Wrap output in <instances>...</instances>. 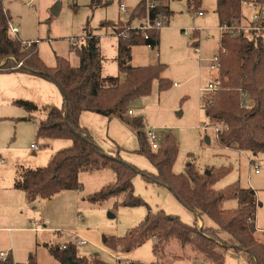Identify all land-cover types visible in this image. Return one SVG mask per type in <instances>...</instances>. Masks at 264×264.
I'll use <instances>...</instances> for the list:
<instances>
[{
	"label": "rangeland",
	"instance_id": "obj_1",
	"mask_svg": "<svg viewBox=\"0 0 264 264\" xmlns=\"http://www.w3.org/2000/svg\"><path fill=\"white\" fill-rule=\"evenodd\" d=\"M140 1L3 0V3L5 8L10 9L11 12L7 10L20 28V37L23 40L39 41L40 57L51 67L56 64L57 55L65 56L74 66L80 64L73 43L75 40H79L80 45L84 42L83 38L88 36L85 27L88 32L95 33L99 30L101 21L120 20V27L127 34L131 25L142 24L144 18L126 20V14L121 10V5L124 4L129 8L131 16L133 7ZM160 3L170 7L174 15L164 19L165 26L161 28V40L158 46L154 49L147 45L133 48L132 64L164 63L166 65L164 76L171 80L172 86L160 92L158 82L155 81L151 95L137 99L132 103L131 108L135 116L145 115L146 124L162 133L160 143L166 133L170 132L176 136L179 152L173 167L175 173L184 172L188 163H194L201 173H205L209 168H231L216 182L215 188L224 189L236 182L242 188H253L259 202L256 226L264 228V153L242 151L220 145L216 127L223 130L225 124L222 120H212L204 109L206 102L212 101L216 91L205 93L202 98L199 93V86L201 84L207 86L214 81L212 73L216 75V72L210 71L209 65L210 59L220 51L221 31L214 13L217 0H201V4L192 10L189 9L187 0H161ZM199 10L204 13L203 16L198 15ZM260 25L261 23L254 25L246 22L245 31L264 32ZM255 26L260 29H254ZM199 29H202L201 37L200 32L196 31ZM103 30L110 34L101 37L103 75L116 76L119 74L118 36L113 33L117 32L112 26H105ZM236 34L238 35L239 32L236 31L234 35ZM197 38L200 40L199 46L205 59L202 64L195 53V46L192 45ZM2 75L10 77L12 74L6 72ZM3 76L0 75V79ZM57 89L60 94L57 92V96L51 95V99L47 97L38 103L31 101L37 105L49 102L48 105L60 107L63 103V95L58 86ZM27 92L26 87L13 81L2 87L0 94V248L6 249L11 245L15 251L16 246L18 253H15V256L19 262L27 263L29 257L34 255L37 264H61L50 254L49 245L76 241L77 233L89 242L78 246L80 253L86 256L100 254L106 260L121 264L131 262L200 264L203 260L202 255L188 245L182 247L176 239H171L167 243L162 256L153 251L155 238L129 251L110 248L104 244L107 237L124 236L128 230L139 225L149 209L152 211L163 209L166 213L178 215L186 222L194 221L193 213L170 189L148 182L141 175L135 176L133 180L135 193L142 197L147 205L119 206L115 212H111V209L121 197L109 198L101 204L94 203L89 198L101 188L103 179L91 176L88 172L82 175L83 190L79 193V198L76 192L70 191L58 196L54 195L52 203L43 198L32 202L26 198L25 193L17 190L14 187V180L20 172L19 169L23 166L31 168L46 166L58 149L72 145L69 139L49 141L37 138V123L44 114H35L32 120H23L32 114L14 102L19 98L29 99L21 96H25ZM249 99L250 102L253 101L252 98ZM91 124L92 130L88 128L91 135L106 152L119 155L141 170L156 173V168L150 160L136 151L139 146L135 127L124 123L117 127L118 123L115 120L109 122L108 119L102 125L99 122ZM204 124L208 127L201 126ZM59 141H64L63 147L57 148L56 143ZM31 144H37V148L32 149ZM106 171L113 174L111 170ZM113 178L104 181L105 184ZM223 206L226 209H235L238 207V202L236 199H227ZM34 222L39 224L34 225ZM209 222L213 224L212 221ZM43 224L46 225L44 231L29 229L33 226L43 227ZM260 235L256 232L257 238L264 239V234ZM226 260L229 264H246L245 259L232 252L227 253Z\"/></svg>",
	"mask_w": 264,
	"mask_h": 264
},
{
	"label": "trees",
	"instance_id": "obj_2",
	"mask_svg": "<svg viewBox=\"0 0 264 264\" xmlns=\"http://www.w3.org/2000/svg\"><path fill=\"white\" fill-rule=\"evenodd\" d=\"M160 1L149 10L152 20L160 15L169 19L174 14ZM187 1L191 10L201 4V0ZM244 1L217 0L215 12L219 24L240 25L244 17ZM254 1L264 6V0ZM147 15L145 0H141L130 20ZM11 21V13L0 0V72L33 74L55 83L64 102L60 107H41L45 117L38 122L37 138L72 141V145L55 152L46 166L22 167L14 182L16 189L24 191L32 201L51 199L64 190H80V174L84 171L111 170L114 180L89 198L101 204L109 198L121 197L111 209L115 212L119 206L147 205L135 193L133 180L141 175L148 182L170 189L194 213L195 219L189 223L163 209H149L140 224L128 230L126 235L107 237L104 242L107 247L129 251L157 238L153 251L162 256L167 243L176 239L182 247L188 245L201 254L204 263L229 264L226 255L232 252L245 259L246 264H264V239L256 236L259 206L256 191L251 187L242 188L238 182L224 189L215 188L216 182L231 168H209V172L201 173L194 163H188L184 172L175 173L173 167L179 152L176 136L166 133L160 146L153 149L147 135L145 116H135L131 108L137 99L151 95L155 81L160 92L172 86L171 80L163 75L164 63L131 65L132 48L138 45L155 48L160 44V30L152 29L149 38L144 39L137 30H129L126 34L120 27V20L101 21V28L112 26L118 36L119 74L104 76L100 34L88 32L85 27L88 36L81 45L73 46L80 58L78 66L72 65L65 56L57 55L56 64L50 67L40 57L36 42L25 48L23 39L9 32ZM198 44L192 43L194 46ZM220 44L221 67L213 77L219 88L204 109L212 120H222L225 124L218 134L220 145L264 153V32L242 30L238 35L225 32L221 35ZM20 62L21 66L18 65ZM243 95L253 99L248 108L242 106ZM14 102L30 113L41 109L29 100ZM86 111L105 116L117 115L125 124L135 127L139 142L137 152L150 160L156 173L141 170L119 155L106 152L94 140L89 129L81 125V115ZM31 119L32 116L23 118ZM227 199H236L238 207L224 208L223 203ZM199 218L203 220L202 225ZM78 246L74 240L63 248L60 244H52L49 252L61 264H121L106 260L100 254H81ZM0 264H16L11 252L7 259H0ZM26 264H37L35 256L31 255Z\"/></svg>",
	"mask_w": 264,
	"mask_h": 264
},
{
	"label": "crops",
	"instance_id": "obj_3",
	"mask_svg": "<svg viewBox=\"0 0 264 264\" xmlns=\"http://www.w3.org/2000/svg\"><path fill=\"white\" fill-rule=\"evenodd\" d=\"M255 1L254 0H245L244 1V17H243V21H241V24H243V25H245V23L247 22V23H250V19H251V14H250V12L248 11V7H247V5L249 4V3H254ZM261 5V4H260ZM136 7V6H135ZM135 7H133V8H135ZM6 9H8L9 11H10V9L8 8V7H6ZM216 10V9H215ZM262 10L264 11V6L262 5ZM11 12V11H10ZM214 13L216 14V12L214 11ZM174 15V14H173ZM172 15V16H173ZM199 15V14H198ZM203 15H204V13H203ZM203 15H199V16H203ZM216 16H217V14H216ZM12 18H13V16H12ZM217 19H218V17H217ZM12 22L15 24V25H17L18 26V24H16V22L12 19ZM220 25V24H219ZM19 27V26H18ZM20 29V28H19ZM99 30L97 31V32H95V34H100L101 35V37L102 36H105V35H110L109 33H106L104 30H103V28H101V26L99 25V28H98ZM201 30L202 29H199V30H196V31H199L200 32V37H201ZM161 31V30H160ZM19 33H20V30H19ZM19 33H18V36H20L19 35ZM113 35H115V34H113ZM221 35H222V33L220 34V36H219V44H220V41H221ZM161 40V39H160ZM24 41V40H23ZM33 41V40H32ZM38 42L39 41H36V43L38 44ZM195 42H197V43H199L198 45H200V40H199V38H197V39H195ZM100 43H101V41H100ZM148 46V45H147ZM196 46V45H195ZM101 47V46H100ZM135 47V46H134ZM133 47V48H134ZM133 48H132V51H133ZM220 48H221V44H220ZM151 49H154V48H151ZM101 52H102V48H101ZM220 52V51H219ZM196 53V52H195ZM203 54V52H202V49H201V55ZM103 55V54H102ZM158 55V54H157ZM196 55L199 57V54H197L196 53ZM160 57V56H159ZM202 57H203V55H202ZM160 59V58H159ZM132 60H133V56H131V65H133L132 64ZM204 61H205V59H204ZM200 62V61H199ZM117 63H118V41H117ZM157 64V63H156ZM200 64H202V63H200ZM145 65H150V64H145ZM133 66H143V65H133ZM201 69H203V67H201ZM103 71H104V66H103ZM165 73V72H164ZM10 74H12V75H10V77H5V76H3L2 75V73L0 72V75L1 76H3V77H1V79H0V94H1V92H2V87H6L10 82H13V81H15V82H17V83H20L22 86H24V87H26L27 88V90H28V92L26 93V95L24 96V95H21L22 97H24V98H29V99H27V100H29V101H31V100H33L34 102H36V103H38V102H40L41 101V99L42 100H44V99H47V97L49 98V99H51L52 98V96L51 95H56L57 96V92H58V94H60L59 93V90L57 89V86L54 84V83H52V82H49L48 80L46 81L45 79H43V78H41V77H39V76H36V75H33V74H27V73H21V72H18V73H10ZM164 75V74H163ZM104 76H113V75H104ZM115 76V75H114ZM117 76V75H116ZM166 77V76H165ZM214 77V73H212V78ZM168 78V77H167ZM121 79H123V76H121ZM213 80V79H212ZM177 83H174V85H176ZM201 87H204L202 84L199 86V93H200V96H201V98L203 97V95L201 94V92H200V88ZM62 98H63V96H62ZM19 99H23V98H19ZM16 100H18V99H16ZM24 100H26V99H24ZM33 101H31V102H33ZM33 102V103H34ZM63 102H64V100H63ZM48 103L49 102H42L41 104H39L38 106L41 108V107H44V106H53V105H48ZM42 104H46V105H42ZM63 104V103H62ZM37 105V104H36ZM62 106V105H61ZM88 113H92V115H88ZM30 114H32V115H30V116H32V118L34 117L33 115H35V114H44V117H45V112L42 110V108L39 110V111H37L36 113H30ZM95 114H98V113H94V112H89V111H86V112H83L82 113V115H81V120H80V122H81V125L82 126H84V127H87V128H89V129H91L92 130V127L93 126H91L92 124L91 123H96V122H99V123H101V125L103 124V122L106 120V119H108L109 120V122H112V121H114L115 120V122L116 123H118L116 126L118 127L119 125L120 126H122L121 124H123L124 122L121 120V118L120 117H118L117 115H112V116H105V115H102V114H98V115H95ZM102 116V117H101ZM145 116V115H144ZM43 117V118H44ZM43 118H40L39 120H41V119H43ZM87 119H89L88 121H86ZM32 120V119H31ZM39 120H38V122H39ZM90 121V122H89ZM145 123H146V117H145ZM125 124V123H124ZM147 125V124H146ZM148 126V125H147ZM146 126V127H147ZM208 127V126H207ZM207 127H204V128H207ZM37 129H38V123H37ZM107 133L109 134V132L107 131ZM137 136V135H136ZM114 137H116V136H114ZM59 139H64V138H57V139H48L49 141H52V140H59ZM66 140H68V139H66ZM70 140V139H69ZM63 142L64 141H59V142H57L56 143V147L57 148H60V147H63ZM32 145L33 144H31V148H32ZM138 146H139V142H138ZM226 148H231V147H226ZM33 149V148H32ZM61 149V148H60ZM139 149V147L136 149V151ZM233 149V148H232ZM59 150V149H58ZM57 151V150H56ZM23 167H25V168H28V167H26V166H23ZM20 170V169H19ZM86 172H88V173H90L91 174V176H94V177H96V178H102L103 180H101L102 181V184L100 185L101 187L103 186V185H105V183L106 182H104V181H107L108 179H110V178H112V177H114L115 178V176H114V173L111 175L110 173H107V171H106V169H104V170H97V171H84V172H82L81 174H80V181H81V178H82V175H83V173H86ZM17 177V176H16ZM93 177V178H94ZM114 178H113V180H114ZM16 179V178H15ZM112 181V180H111ZM110 181V182H111ZM14 182H15V180H14ZM109 183V182H108ZM81 184H82V188L80 189V190H64V191H61V192H59V193H57V194H55V195H60V194H62V193H64V192H76L77 194H76V196H78V198H79V196H80V192H82V190H83V183L81 182ZM17 190H19V189H17ZM20 191H22V190H20ZM23 193H25L24 191H22ZM26 194V193H25ZM26 198H28L27 197V195H26ZM47 200H49V203H52L53 201H54V199L53 198H51V199H47ZM34 202H35V200H33ZM32 201V202H33ZM193 215H194V213H193ZM195 216V215H194ZM35 224L34 225H38L39 223H36V222H34ZM199 224L200 225H202L203 224V220L202 219H200L199 218ZM256 224L258 225V222H257V219H256ZM1 228V227H0ZM9 229V228H8ZM30 230H35V231H44L45 229H46V225L45 224H43V227H35V226H33V227H30L29 228ZM257 232H259L261 235L260 236H262V234H264V228H259L258 226H257ZM259 235V234H258ZM76 236H79L77 233H76V235H75V237ZM69 242V241H68ZM67 241H63V242H57V244H63V243H68ZM155 243H156V238H155ZM12 246L11 245H9V246H7L6 247V249H3V248H0V252H11V254L13 255V258H14V260H15V263L16 264H25L26 262H19V260H18V258H16V254L15 253H18V250H17V248H16V246H15V251H14V249L13 248H11ZM118 255H120V254H118ZM27 258V257H26ZM201 263H203V260H201L200 261V264Z\"/></svg>",
	"mask_w": 264,
	"mask_h": 264
},
{
	"label": "built area",
	"instance_id": "obj_4",
	"mask_svg": "<svg viewBox=\"0 0 264 264\" xmlns=\"http://www.w3.org/2000/svg\"><path fill=\"white\" fill-rule=\"evenodd\" d=\"M157 3L158 2L155 0H145L148 15L144 18V22L142 24L133 25V26L131 25L129 27V30H137V32H139L141 34L142 38H144V39L149 38V36H150L149 32L152 29L161 30V28L165 26L164 25L165 24L164 19H167V18L164 17L163 15H160L158 18L152 20L150 18V15H149V10L154 8L157 5ZM247 7H248V11L251 13L250 23H253L254 25H258L259 23H261L260 28L264 29V11L262 10V5L254 2V3H249L247 5ZM121 10L124 11L126 14L125 19L130 20L131 16H130L129 8L127 6H125L124 4H122ZM198 14L203 15V12L199 10ZM246 27L247 26H244L241 24L240 25H231V26L224 24V25H220L219 29H220L221 33L229 32V33L235 34L236 31L240 33V31L246 30L247 29ZM253 28L254 29H260L256 26ZM19 30H20L19 27L17 25H15L12 21L9 23V32L12 35H18ZM83 40H85V38H83ZM35 42L36 41H32V40H24L23 44H24L25 48H29ZM79 45H80V41L75 40L73 43V46H79ZM148 47L154 48L152 45H148ZM195 52L197 54H199V61H200V63H202L204 61V58L201 55V48L199 45L195 46ZM18 65L21 66L22 62H20ZM220 67H221V58H220V52H218L217 54H215L210 59L209 69L212 72H217L218 69H220ZM218 88H219L218 82L217 81H211L207 86L201 87L200 92L202 95L205 93L208 94V93H212V92L217 91ZM242 102H243L244 107H249L250 105H252V102H250V99L248 97H246V95H243ZM130 113H132V111H130ZM201 126L207 127L208 125L204 124ZM146 130H147V135H148L150 144L152 145V148L157 149L160 146L162 133L158 132L155 127H150V126H147ZM216 131L219 134L222 131V129L220 127H216ZM32 148L36 149L37 144H33ZM256 172H258V170H256ZM76 243L78 245H86L89 242L80 236H76ZM66 245H67V243H63L60 246L63 248V247H66ZM8 256H9V252H3V251L0 252V259L1 260L7 259ZM201 264H206V263L203 262Z\"/></svg>",
	"mask_w": 264,
	"mask_h": 264
},
{
	"label": "water",
	"instance_id": "obj_5",
	"mask_svg": "<svg viewBox=\"0 0 264 264\" xmlns=\"http://www.w3.org/2000/svg\"><path fill=\"white\" fill-rule=\"evenodd\" d=\"M209 172L208 170L206 171V173ZM105 240V239H104Z\"/></svg>",
	"mask_w": 264,
	"mask_h": 264
}]
</instances>
